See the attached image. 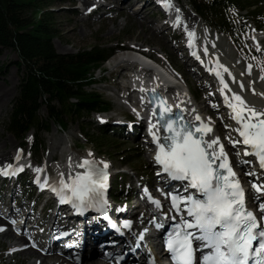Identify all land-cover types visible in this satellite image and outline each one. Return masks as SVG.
<instances>
[{
    "label": "rangeland",
    "instance_id": "1",
    "mask_svg": "<svg viewBox=\"0 0 264 264\" xmlns=\"http://www.w3.org/2000/svg\"><path fill=\"white\" fill-rule=\"evenodd\" d=\"M155 1L161 2V0ZM104 3L105 5L103 6ZM170 4V20L174 22L173 20L176 21L178 15H181V17L179 18V26L172 28L170 26L172 23H169L167 31L164 27L155 26V14H151L152 11L148 12L151 8L150 4H148L149 7H145V10L139 12L140 14L136 18L135 14L141 4L134 5V0L55 1L49 9L53 13V23L56 30V35L52 38L51 45L55 53L61 56L75 55L79 52L90 50L94 46L110 51L109 59L101 68L106 72L103 74L98 71L95 72L93 81L96 84L84 89L86 92H94L100 95L104 100L111 103L112 109L105 114L107 118L117 120L121 117H128L130 115L129 110L138 109L139 96L131 91V87L127 83V81L132 79L128 77L130 72L133 74L134 70L137 76L149 78L151 75L154 76L160 68H163L170 77L168 83L167 80L165 82L162 80L161 83L176 89H167L169 97H176V93L181 91L184 101H190L191 107L195 110L194 112L196 114L199 112L203 120H208L213 127L215 136L220 137V140H224V135L226 137L230 134L232 135L229 132L231 129L226 128L228 130L225 131V124H219L224 113L218 110L217 102L211 99L214 92L209 80L206 78L200 79L198 71L193 79L190 73L185 70L186 65L182 64L181 59L182 50L184 49L183 44L186 45L185 39L191 31L197 37V44L201 49L199 51L220 70L221 77L232 88L233 93L240 95L249 106L264 111V79L261 78L264 76V72H262V69H264V54L258 52L259 48L260 50L264 49V42L261 41L264 38V34H254L251 31L253 27L249 24L250 30L245 42L247 49L243 50L244 48H240L243 54L242 59L247 60L249 65L254 67L253 69H248L245 67L244 60L240 61V57L233 56V52H236L232 44L233 40L221 37L215 40V46L210 47L208 43L211 40L207 41L205 36V34L210 33L205 31L206 26L204 23L192 13L186 3L183 0H170ZM95 6L99 10L97 14L103 13L105 9H108L105 12V16H102L103 18L96 22L94 20L97 15L94 18L87 15L88 10ZM240 14H244V12ZM183 16H188L190 19V28L188 27V30L183 27L182 20L185 19V17L183 19ZM202 31H205L204 35ZM175 32H179L178 34L181 35L179 42L176 40L177 37L174 36ZM258 43L262 44L258 46ZM205 50L207 51L205 52ZM135 54H139L141 58L149 57L148 59L154 64L152 65L153 71L143 68L138 60L130 62L129 58ZM122 57L128 61L118 65V60ZM16 63L17 57L13 51L4 49L1 52L0 103L3 106L0 108V152L7 154L8 157L0 161V167L10 162L12 163L18 149L20 150V160L27 168V175L33 174V169L38 168L42 160L45 159L46 167L43 171L47 178L60 176V174L65 177L69 171V164L71 163L74 167L83 157L89 156V153H91V157L97 160L109 161L110 165L114 167L123 165L124 163H121L123 161L131 160L130 163L123 166L125 178L123 180L118 178L115 182L118 184L126 183L129 186L127 190L134 192L131 196V202L128 203L129 206L134 204L136 209L138 207V209H142L139 206L141 205L140 201L136 199L138 192L135 190L136 178L133 171L139 174L140 169L143 171L144 168H150L151 164L148 157L150 149L144 148L141 142L131 143L120 138H116L117 141H112L108 138L103 140L102 146L104 147L100 148V150L88 145L82 129L85 128L84 130L87 131L88 128L85 126L90 125L88 126L90 129L89 133H94L96 115L92 114L89 118L83 117L79 119L67 117L64 121V130L49 126L47 131L41 132L39 139L43 143V148L38 153L40 160L42 159L39 164L34 163L30 151L34 141L33 131H30L23 141L6 131V124L18 97V88L22 77V69ZM172 71L175 72V76L171 75ZM126 74H128L127 77H125ZM144 82L147 85L149 84L148 80ZM201 84L203 87L200 86ZM189 93L192 94L194 100L188 96ZM213 105H216V113L213 111ZM191 107L190 110H192ZM38 116L42 120L46 119L47 109L45 106H41ZM218 117L220 118L218 119ZM226 146L225 149H227ZM0 197H3V195H0ZM19 199L21 201L20 203L18 201L15 203L14 210L17 212L21 206H24V212L29 213L32 204L25 202V195H22ZM15 215V213L12 214V216ZM37 218L42 217L38 216ZM52 222L53 219L50 218L45 225L48 227ZM5 223V221H0V228L3 229L0 231V264H72L71 261L64 259L46 257L39 253L31 256L25 254L26 252L23 250L20 251L19 248L29 247L27 240L21 237L19 233L18 235L15 234L14 230ZM45 229L46 227L42 225L39 228H32L30 233L34 235L40 231L45 232ZM34 236L36 237L37 235ZM37 238L41 239L40 237ZM89 258L90 261H96L98 264H114L112 261L105 262L102 258L97 257V254L82 258L80 264H85Z\"/></svg>",
    "mask_w": 264,
    "mask_h": 264
},
{
    "label": "snow or ice",
    "instance_id": "2",
    "mask_svg": "<svg viewBox=\"0 0 264 264\" xmlns=\"http://www.w3.org/2000/svg\"><path fill=\"white\" fill-rule=\"evenodd\" d=\"M161 2L166 8L171 6L170 0ZM193 35L192 32L188 33L190 47ZM216 76L222 85L220 92L230 110V119L236 124L235 128L229 124L224 125L237 134L235 139L231 134L226 139L234 150L238 144L244 146L242 155L254 157L259 169L264 170V111L249 106L238 94L233 93L229 99L224 95V89L228 86L220 72H216ZM261 78L264 79V76ZM150 91L153 96L147 101L148 107L152 109L149 134L152 136V142L157 145L154 162L168 178L187 181L183 195L165 194L170 197L171 208L175 212H183L172 234L165 241L171 261L173 264H194V254L200 251V264H264V183L252 182L254 199L261 213L258 218L246 207L244 189L233 170L224 145L220 142V137L209 135L213 132L211 124L204 122L199 115L195 116L194 121H184L181 111L177 119H167L163 128L168 135L163 137L162 143H157L160 138L153 131L155 125L151 123V118L157 116L156 109L159 108V123V119L173 109L162 98L154 95L155 89ZM140 103L145 104L143 96L140 97ZM132 110L136 112V109ZM196 121L200 123L197 124ZM88 155L91 157V153ZM236 155L240 156L241 152ZM14 159H20L19 149ZM241 163L246 164L249 161ZM72 167L70 163V171ZM75 167L83 171L76 172L74 176L69 175L67 181L64 175L60 174L58 183L49 186V190L57 196L60 203H69L77 213L82 214L91 209L108 220V201L105 196L108 188V163L82 159ZM16 171H23V167L17 169L12 164H7L0 168V175H15ZM33 171L39 174L43 169L35 168ZM261 174L264 175V172ZM46 181L47 177L44 178V183H41L40 176L37 175L35 182L44 188ZM189 189L198 193L199 198L190 193ZM147 198L156 208L162 207L161 202L151 195ZM117 211L122 209L118 208ZM109 224L119 231L116 224L110 220ZM131 224L130 220L122 222L124 228H130ZM156 227L159 228L160 225L157 224ZM2 230L0 228V231ZM148 264H155V261L150 259Z\"/></svg>",
    "mask_w": 264,
    "mask_h": 264
},
{
    "label": "trees",
    "instance_id": "3",
    "mask_svg": "<svg viewBox=\"0 0 264 264\" xmlns=\"http://www.w3.org/2000/svg\"><path fill=\"white\" fill-rule=\"evenodd\" d=\"M58 0H0V55L4 49L16 54L22 69L18 97L6 125V131L22 140L34 131L32 155L38 161L42 148L39 133L49 125L65 128V119L87 117L111 109L96 93L84 89L93 84L94 71L109 58L110 51L99 47L75 55H58L51 45L56 35L50 6ZM61 1V0H59ZM208 26L219 33L235 35L233 10L246 11L260 29H264L259 0H183ZM41 106L47 109L42 120ZM85 129V128H84ZM82 129L88 145L100 150L104 134Z\"/></svg>",
    "mask_w": 264,
    "mask_h": 264
},
{
    "label": "bare ground",
    "instance_id": "4",
    "mask_svg": "<svg viewBox=\"0 0 264 264\" xmlns=\"http://www.w3.org/2000/svg\"><path fill=\"white\" fill-rule=\"evenodd\" d=\"M139 1L140 0H134V5H137V4H140L139 3ZM115 2V1H114ZM88 3V2H87ZM86 3V4H87ZM147 7H149V5L145 2V3H143V4H141V6L139 7V9H138V11H137V13L135 14L136 15V18L138 17V14H140L139 12H141V11H143V10H145ZM182 14V13H181ZM88 15V14H87ZM179 16V15H178ZM177 16V17H178ZM181 17V15L179 16V18ZM184 17H185V19H184ZM183 19L184 20H182L181 22L183 23V27H184V29L185 30H188V27L190 26V19H189V17L188 16H183ZM177 21V20H176ZM165 23H167V21H165ZM181 23V24H182ZM177 27L179 26V22H177ZM169 27V24H167V28ZM190 28V27H189ZM152 30V29H151ZM154 31V30H153ZM184 32V31H183ZM191 32V31H190ZM182 33V32H181ZM183 35V34H182ZM176 37V36H175ZM129 47V46H128ZM120 48H122V47H120ZM118 49V48H117ZM175 51V50H174ZM149 58V57H148ZM147 57L145 58V57H140V55L139 54H135L134 56H132V57H130L129 59H130V62H133V61H135V60H138L139 61V63H141L140 65H143L142 67H149V64H151V65H154L153 64V62L151 61V60H149ZM119 62L117 63L118 65L119 64H121V63H125L126 61H128V60H125V58H120V60H118ZM117 66V65H116ZM115 68V67H114ZM117 69V68H116ZM143 69V68H142ZM121 70V69H120ZM157 70V69H156ZM186 70V69H185ZM213 70V69H212ZM163 74L162 75H160L159 77L161 78V79H159L158 77L157 78H152L153 79V82L150 84H148L147 85V83H145V82H143V84H142V82H141V80H139L137 77L136 78H134L135 77V75L133 74V75H130V77L129 78H133V79H130L129 81H127V83H128V85L131 87V88H136L137 90H139V93L142 95V96H144V98H145V92L147 91V90H149V89H156V86L158 85V83H161V81L163 80V82H165V77H167V74L163 71V70H160ZM113 73V72H112ZM131 73V72H130ZM245 75V74H244ZM116 76V75H115ZM121 76V75H120ZM164 77V78H163ZM128 78V79H129ZM168 78V77H167ZM113 79V78H112ZM150 79V78H149ZM194 79V78H193ZM146 81V80H145ZM162 84V83H161ZM141 89H144V91H141ZM228 89V88H227ZM160 90V89H159ZM229 90V89H228ZM227 90V91H228ZM230 91V90H229ZM132 93V92H131ZM226 92H225V89H224V94H225ZM230 93H231V95H233L232 94V92L230 91ZM128 98V97H127ZM140 103V102H139ZM177 103V104H176ZM172 104H174V103H172ZM175 105H179V106H182V104H181V102L179 101V100H176V102H175ZM3 105H1V103H0V108L2 107ZM142 106V105H141ZM144 106H142V109H144V111H145V107L143 108ZM222 134V133H221ZM224 138H226V135H224L223 136ZM3 148V147H2ZM6 157H8V155L7 154H4V153H1L0 152V161L1 160H3L4 158H6ZM19 167H21V166H17V169L19 168ZM73 171H71L70 172V175H72V176H74L75 174H76V172H82L83 170L81 169H78V170H74V169H76V167L74 166L73 168ZM70 170V169H69ZM67 174V173H66ZM42 174H40V176H41ZM174 185V184H173ZM10 213H14V212H12V209H11V211H10ZM0 221H2V222H6L7 223V225H8V222L5 220V219H3V218H1L0 217ZM93 220H91L90 221V223L92 222ZM5 223V224H6ZM19 223H21V219L19 220ZM4 227V226H3ZM7 228H8V226H7ZM8 231H9V229H8ZM3 234H5V233H3ZM8 235V234H7ZM10 235V234H9ZM12 235V234H11ZM15 235V234H14ZM5 237V236H4ZM8 237V236H7ZM13 237V236H12ZM18 237V236H17ZM24 238V237H23ZM10 239V238H9ZM17 239V238H16ZM18 239H20V238H18ZM18 241V240H17ZM22 242V241H21ZM97 242V241H96ZM23 251H25L26 253L25 254H27V255H34L35 253H38L36 250H33L32 248H25ZM98 251L99 250H95L94 252H92V255H94V254H98ZM22 253V252H21ZM23 254V253H22ZM37 257V256H36ZM46 257H51V256H46ZM104 258H102V260H104L105 262H107L109 259H108V256H103ZM80 259V258H79ZM108 259V260H107ZM65 260V259H64ZM89 260V261H88ZM87 260V262L85 263V264H98V262H96V261H90V258ZM67 261V260H66ZM80 261H81V259H80ZM41 262V261H40ZM44 262V261H43ZM72 264H78V263H75V262H71ZM114 264H115V262H114Z\"/></svg>",
    "mask_w": 264,
    "mask_h": 264
}]
</instances>
